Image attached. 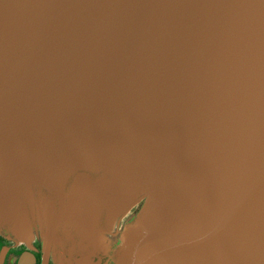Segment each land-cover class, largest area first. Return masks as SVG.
<instances>
[{
	"label": "water",
	"instance_id": "95a60500",
	"mask_svg": "<svg viewBox=\"0 0 264 264\" xmlns=\"http://www.w3.org/2000/svg\"><path fill=\"white\" fill-rule=\"evenodd\" d=\"M0 234L264 264V0H0Z\"/></svg>",
	"mask_w": 264,
	"mask_h": 264
},
{
	"label": "flooded vegetation",
	"instance_id": "af4514ba",
	"mask_svg": "<svg viewBox=\"0 0 264 264\" xmlns=\"http://www.w3.org/2000/svg\"><path fill=\"white\" fill-rule=\"evenodd\" d=\"M120 227V226H119ZM114 241L117 236H109ZM92 263L112 264L109 251L91 258ZM0 264H54L52 254L44 259L43 246L39 236L35 235L27 243L14 242L7 236L0 234Z\"/></svg>",
	"mask_w": 264,
	"mask_h": 264
},
{
	"label": "bare ground",
	"instance_id": "6f19581e",
	"mask_svg": "<svg viewBox=\"0 0 264 264\" xmlns=\"http://www.w3.org/2000/svg\"><path fill=\"white\" fill-rule=\"evenodd\" d=\"M95 161H97V159L93 160V163H94ZM140 167H141V166H140Z\"/></svg>",
	"mask_w": 264,
	"mask_h": 264
}]
</instances>
